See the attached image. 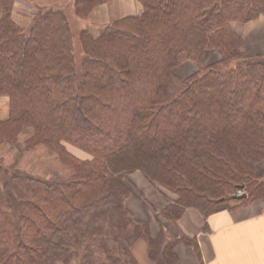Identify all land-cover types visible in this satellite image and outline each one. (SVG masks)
Here are the masks:
<instances>
[{"label": "trees", "instance_id": "1", "mask_svg": "<svg viewBox=\"0 0 264 264\" xmlns=\"http://www.w3.org/2000/svg\"><path fill=\"white\" fill-rule=\"evenodd\" d=\"M107 1L75 0V11L86 18ZM138 1L139 13L83 29L77 60L64 10L37 9L24 27L15 0H0V94L10 97L0 140L32 129L26 145L54 147L72 172L47 181L0 165V264H141V241L155 264H176L175 246L194 239L170 238L160 218L154 235L135 216V175L172 221L264 198V53H247L232 24L264 15V0ZM187 61L196 68L181 78Z\"/></svg>", "mask_w": 264, "mask_h": 264}, {"label": "crops", "instance_id": "2", "mask_svg": "<svg viewBox=\"0 0 264 264\" xmlns=\"http://www.w3.org/2000/svg\"><path fill=\"white\" fill-rule=\"evenodd\" d=\"M128 2L134 13L141 10L138 2ZM238 31L244 39L248 37L245 40L248 53H264V16L248 22V31L244 27ZM257 172L264 177V160L258 164ZM134 178L140 189L142 187L150 193L144 198L132 193L128 198L127 204L135 216L141 221H148L154 235L160 229L157 220L160 218L170 238L186 235L194 239L193 243L181 241L175 246L176 264H264V198L243 204L239 201L222 202L217 211L208 217L189 207L177 221H172L159 213L167 204L165 198L142 175H135ZM170 196L172 199L176 197ZM134 252L141 264H155L148 258L144 241L135 246ZM70 264H79V260L74 259Z\"/></svg>", "mask_w": 264, "mask_h": 264}, {"label": "rangeland", "instance_id": "3", "mask_svg": "<svg viewBox=\"0 0 264 264\" xmlns=\"http://www.w3.org/2000/svg\"><path fill=\"white\" fill-rule=\"evenodd\" d=\"M128 1L130 0L107 1L94 7L90 15L86 18H83L75 11V0H15L16 6L14 9V16L22 26L26 27L29 26L30 23L32 25V18L37 14V9L54 8L64 10L68 16L73 34L75 56L77 57V60H80V58L83 56L82 44L80 40L81 31L83 29H87L96 34L101 32L105 25L113 22L117 18L128 14H136L130 5L131 3ZM133 1L138 2L142 9V4L140 1ZM123 6H125V8ZM263 16L264 15H261L259 18L247 22L236 21L232 23L234 29L242 36L244 42L246 38L248 39V37H245L244 39L243 35L238 30L244 27L245 30L248 31V22L258 20ZM29 29L26 30V32L29 31ZM216 51L211 50L209 52V54L206 56V62H212L221 57L222 53L217 49ZM246 52L248 53L247 47ZM195 68L196 65L194 62L187 61L177 66L175 72L179 77L185 78L189 76L195 70ZM9 107V95L0 94V119H4L8 116ZM32 133V129H26L18 136L15 142L9 140H0V165L9 167L11 170L20 169L23 172L29 173L47 181H62L68 179L72 172L63 163L61 156L54 147H49L43 144L34 146L26 145V139ZM64 143L67 144L69 151H73L75 154L80 156V158L82 157L83 159H87L92 157L90 153L67 142ZM144 191L145 190L142 187L139 190L136 188L133 190V194L135 193L137 196L139 195L140 197L144 198L146 194H150ZM150 204L154 205L153 203Z\"/></svg>", "mask_w": 264, "mask_h": 264}, {"label": "water", "instance_id": "4", "mask_svg": "<svg viewBox=\"0 0 264 264\" xmlns=\"http://www.w3.org/2000/svg\"><path fill=\"white\" fill-rule=\"evenodd\" d=\"M246 196H247V194L244 193V194H242V195H238L237 198H244V197H246Z\"/></svg>", "mask_w": 264, "mask_h": 264}, {"label": "built area", "instance_id": "5", "mask_svg": "<svg viewBox=\"0 0 264 264\" xmlns=\"http://www.w3.org/2000/svg\"><path fill=\"white\" fill-rule=\"evenodd\" d=\"M242 192V190H239V193H241Z\"/></svg>", "mask_w": 264, "mask_h": 264}]
</instances>
